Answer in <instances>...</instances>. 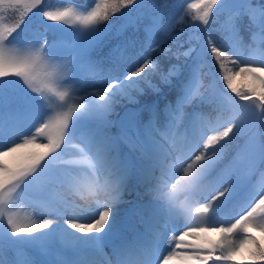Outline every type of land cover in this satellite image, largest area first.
I'll list each match as a JSON object with an SVG mask.
<instances>
[{
  "label": "snow or ice",
  "instance_id": "obj_1",
  "mask_svg": "<svg viewBox=\"0 0 264 264\" xmlns=\"http://www.w3.org/2000/svg\"><path fill=\"white\" fill-rule=\"evenodd\" d=\"M42 2L0 0V264H4L5 250L17 254L15 264H264V171L233 222L216 219L219 205L215 203L233 195L242 183V169L264 164V132L254 130L258 121H264V0H193L170 18L169 28L188 23L189 16L191 22L207 26L214 9L229 13L226 47L222 49L212 37L207 38L206 47L238 100L225 96L227 116L211 119L194 111L185 122V105L200 95L198 77L193 74L177 85L176 103L165 105L164 123L154 105L145 107L147 121L138 112L121 118L122 137L140 153V176L153 200L144 206L148 212L145 232L114 246L111 256L104 252V244L119 230L114 205L122 198L131 165L121 154L118 138L107 131L113 123L107 116L121 97L131 99L133 91H140L137 86L149 72L160 71L159 64L149 56L121 79L101 72L88 56L90 49L103 42L105 29L117 27L118 21L108 24L111 18L119 13L118 20L130 19L140 0H90L83 6L58 0L60 6L42 12L40 24L44 29L53 25L43 21L70 26V42L63 38L49 42L46 31L30 37L24 34L26 18ZM162 4L166 6L167 0ZM243 17L249 20L246 45L239 33ZM126 26L119 25L117 31ZM149 40L151 52L162 50L163 41H155L151 34ZM61 46L76 54L60 55ZM242 48L248 49L247 55ZM120 51L119 45L113 49ZM85 71L93 78H107L99 87L93 85L96 90L80 95L76 84ZM241 73L250 76L254 86L234 87L232 78ZM173 74L169 69L162 79L167 83ZM244 119L250 125L248 139L212 190L227 186L206 203L200 202L194 189L223 159ZM25 121L29 129L38 126L24 132ZM30 148L44 151H25ZM65 154L74 159L65 160ZM10 157L15 163H9ZM58 188L90 203L80 206L58 193ZM34 192L37 198H32ZM101 195L107 199H100ZM25 207L39 211H23ZM45 215L56 219H45ZM249 229L258 231L260 238ZM217 232L220 236L212 240L211 234Z\"/></svg>",
  "mask_w": 264,
  "mask_h": 264
},
{
  "label": "trees",
  "instance_id": "obj_2",
  "mask_svg": "<svg viewBox=\"0 0 264 264\" xmlns=\"http://www.w3.org/2000/svg\"><path fill=\"white\" fill-rule=\"evenodd\" d=\"M55 1L43 0L39 8L34 9L33 13L29 14L25 20V24L28 25L25 35L29 34L27 36L30 37L36 31H46L49 42L53 39L58 40L62 36L60 25L43 21L46 24L53 25V28L44 29L40 24L43 20L42 12L53 9ZM74 1L79 4H90V0ZM172 1L174 0H167V5L164 6L162 0H140V4L132 11L130 19L124 17L118 20L120 16L118 13L111 18L108 24L111 25L113 21H118L117 27L121 24H126L127 26L119 32L117 27L106 28L103 42L88 52L89 58L96 62L101 72L110 74L113 77L120 76L121 79L123 78V73L128 72L130 69L134 70L135 66L142 63L149 56L159 64L160 71L149 72L147 78L143 79L137 86L140 91H133L131 99L121 97L114 104L112 112L107 116V119L113 122L107 131L110 135L118 138L122 155H127V149L119 138V134L122 132L121 124L118 123L119 121L116 118L129 112H138L141 119L147 121L148 113L145 107L154 105L160 113L161 123H164L166 120L164 114L165 105L168 103L174 105L176 103L179 94L177 85L181 81L187 82L193 74L198 77L200 95L191 104L185 105L183 109L185 122H187V114L194 111L209 116L211 119H215L217 115L221 114L227 116L229 113L224 111V109L228 105L222 102L223 99L218 97V93L221 91L235 96L234 93L227 89L223 81V73L206 47L208 37H212L222 49L226 47L230 36L229 13L224 10L217 12L214 9L207 26L200 25L199 21L191 22V17L189 16L186 17L189 21L188 23L169 28L170 18L182 13L187 8L188 3L193 2V0H176L182 2L180 11L176 12L171 3ZM124 11L127 12L128 10L125 9ZM11 22L13 21L9 20V23ZM21 26L24 28V25ZM101 27L104 28V25H101ZM148 30H151V33ZM239 33L243 38V43L245 45L248 44L250 31L247 17H243L239 21ZM150 34L155 41H163L162 50L155 52L149 50ZM117 45L121 46V51L114 53L113 49ZM242 51L247 54L248 49L242 48ZM185 53L189 54L186 55ZM226 68L231 70L232 65L226 62ZM169 69H172L174 74L170 77V81L166 83L162 79V74L167 73ZM246 75L241 73L233 76V86L239 90L254 86V81L247 80ZM96 78L104 80L107 77L98 76ZM249 128L241 129L240 132L235 133L221 161L226 160L231 152L246 140L249 135ZM254 130L264 132V121H258ZM129 158L135 163L131 154ZM140 164L141 161L137 162L138 168H140ZM261 171H264V164H260L254 172L250 186L256 185ZM4 255H9L8 250H5Z\"/></svg>",
  "mask_w": 264,
  "mask_h": 264
},
{
  "label": "rangeland",
  "instance_id": "obj_3",
  "mask_svg": "<svg viewBox=\"0 0 264 264\" xmlns=\"http://www.w3.org/2000/svg\"><path fill=\"white\" fill-rule=\"evenodd\" d=\"M171 3L174 6V8L176 9V12L180 11L181 6H182V2L174 0ZM57 6H60L58 4V0L56 1V6L55 7H57ZM49 22L50 23H54V22H51V21H49ZM56 24H59V23H56ZM59 25H61L62 28H64V31L66 30L67 33L68 32L70 33L72 31V29H70V26H68V25H63V24H59ZM61 38H63L66 41L69 40V42H70L71 41L70 39L72 37H71L70 34L68 36V34L64 33ZM58 53L60 55L70 54V55H73V56L76 54L73 50H71L69 48H65L63 46H61L58 49ZM245 55H247V54H245ZM257 75H259V74H257ZM246 79L247 80H252V78L250 76H248V75H246ZM102 83H103L102 80H97V78H93L92 75H89L87 73V71H85V72H82L80 74L79 82L76 84V87L81 88L80 95H86L88 92L96 90V88H94L93 85H95L96 87H99V85H101ZM246 89H247V87H245L244 90H246ZM225 96H231L234 99L238 100V98L235 97L234 95H232L231 93H225V92H221L220 91L218 93V97L223 99L222 102H224L225 104H227V101L225 100ZM239 103L240 104H245L246 102L239 101ZM122 117H123V115H119L116 118V120L118 121V119H121ZM35 126H38V124L35 125ZM35 126H32L31 129H29V125L25 121V122H23L21 124V130L24 131V132H27L29 130L34 131V127ZM249 127H250V125H249L248 120L244 119L242 129H246V128H249ZM19 139H20V137L17 136L16 140H19ZM247 139H248V136H247L246 140ZM246 140L243 141V145L245 144ZM122 141L126 145H128L126 143V141L123 139V137H122ZM40 142L43 143V142H46V140H44L43 138H40ZM128 147H129V145H128ZM238 149L235 148L234 149L235 151L233 150L234 152L232 153V155H230L227 158V160L225 162H223L221 165H218V167H214L209 172V174L201 181V183L196 187V189H194V192L197 195V199L200 200V202L206 203L207 200L211 199V197L213 195H218V192L222 191L224 186H227L225 184L223 186L218 187L215 191L212 190L214 183L217 181V179L219 178L221 173L226 169V167L228 166L230 160L232 159V157L234 156V154L236 153V151ZM25 151L42 152L44 150L43 149H38V148H30V149H27ZM69 151H71V150H69ZM63 158L65 160L74 159V157L72 155H70V154H65ZM8 159L11 160L13 163L15 162L14 157H10ZM130 165H131V163H130ZM254 169H250V168H247V167L242 169V171L240 173V175L243 178L242 183L236 189V191L233 193V195L230 198H228V199H225V197H220L219 200L215 202L216 204L219 205V208L217 209V217H216V219L222 220V221H226V222H233L234 219L238 218V216L240 214H242V209H244L245 205L247 204V201H243V200L244 199L248 200L250 198V195H244V196H241L238 199H236V194L248 182V180H249V178L251 176V173H252V171ZM139 174H140V171H139ZM157 175H159V173H157ZM141 180H142L141 176L135 175L133 173L132 177L127 182V186L125 187V189L123 191V195H122L121 200L114 205L115 210H116L117 215H118L119 222H120V227H119V230L117 231V233L115 235H113L111 238H109L105 242L104 250H105V248L113 249L114 246H118V245H120L122 243L132 241L133 240V237H132L133 232L135 230H140V229L143 228V225H144L143 218L148 215V212H147V210H146V208L144 206L149 201L153 200V196H151V195L150 196L149 195H142V194H144L146 192V190H145V187H144V185H143ZM140 181H141L140 187L142 189L140 191V194L138 195L139 192L137 190H138V185H139ZM56 191L58 193H60V194L65 195V197H67L69 200L75 201L80 206H87V204L90 203V201L80 200L79 197L75 196L74 194L69 192L67 189L58 188ZM251 191H252V189L250 190V192ZM129 192H130V194H129ZM32 195L35 196V197L38 196L36 194H32ZM204 197H206L207 199H205ZM100 199L105 200V199H107V196L101 195ZM157 202H159V201H157ZM23 211L34 212L35 213V212H38L39 209H34L32 207H25L23 209ZM44 218L45 219H53V220L56 219V217L53 216V215H45ZM249 231L252 233L253 236H256L257 238H260V233L258 231H255V230H252V229H249ZM93 234H95V233H93ZM219 236H220V233H218V232L217 233H212L211 234V239L212 240H216V239H218ZM164 245L167 247V240H165ZM57 248L60 249L59 242H57ZM53 256L54 257L56 256L55 252L53 253ZM237 259H241V257L237 256ZM3 260H4V264H15V262L17 260V254L14 251L11 250V256L3 255ZM209 264H212V262H209Z\"/></svg>",
  "mask_w": 264,
  "mask_h": 264
},
{
  "label": "bare ground",
  "instance_id": "obj_4",
  "mask_svg": "<svg viewBox=\"0 0 264 264\" xmlns=\"http://www.w3.org/2000/svg\"><path fill=\"white\" fill-rule=\"evenodd\" d=\"M147 216H148V215H147ZM147 216L143 218V221H144V219L147 218ZM180 223H182V221H180ZM181 230H183V229H181ZM144 232H145V223H144V225H143L142 230H141V231H137V234H138V236H140V235L143 234ZM167 235H171V232H169ZM206 235H207V234H206ZM165 240H166V239H165ZM164 247L166 248L165 245H164ZM112 250H113V249H111V248H105L104 252H105L106 254H108V256H111V255H112ZM29 255H31V253H29ZM83 255L86 256V257H90L91 254H90L89 252H85V253H83Z\"/></svg>",
  "mask_w": 264,
  "mask_h": 264
}]
</instances>
